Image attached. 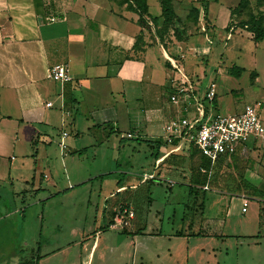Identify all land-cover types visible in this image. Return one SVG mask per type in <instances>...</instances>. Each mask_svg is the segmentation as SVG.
<instances>
[{"label": "crops", "instance_id": "obj_1", "mask_svg": "<svg viewBox=\"0 0 264 264\" xmlns=\"http://www.w3.org/2000/svg\"><path fill=\"white\" fill-rule=\"evenodd\" d=\"M171 3L174 11L176 3L183 7L199 6L196 1ZM146 5L147 13L142 14L140 22L141 14L129 0H0V247H7L14 240L18 245L32 241L36 245L34 256L39 254L38 263L55 254L64 260L70 254V244L39 253L45 236L43 211L51 208L56 198L72 194V190H62L71 185L66 177L65 183L58 186L51 164L46 161L45 144L52 142L50 137L63 156L66 152L82 153L87 146L109 140L116 141L118 146L125 140L150 147L155 144L151 152L152 168L144 170L142 176L143 173H149L150 178L160 174L179 176V168L185 162L173 156L182 153L184 147L175 137H169L166 126L185 112L169 99L171 77L176 74L166 57L185 63L188 54L196 58L208 56L217 42L211 32L202 29L194 32L189 29L179 37L173 31L159 32L163 21L159 1L146 0ZM51 17L54 19L50 20ZM59 62L68 63L69 81L49 78V68ZM189 66V63L184 66L187 71ZM224 69L220 72L217 69L209 81L213 83L216 99L221 81L226 91L225 81L231 78ZM258 77L256 70L254 83ZM47 102L51 105H46ZM60 142L65 144L64 149ZM261 142L246 151L248 155L253 152L258 155V169L264 164V142ZM162 166L168 168L165 171L177 170L161 172ZM108 172L89 174L81 181ZM251 174L247 169L243 177L247 189L251 182L264 183V172L258 170L255 177ZM142 176L141 183L150 179L142 181ZM42 183L53 189L43 188ZM125 188L124 184L116 186L115 191L100 190L103 193L100 216L106 228L120 223L117 210L122 206L120 193ZM132 188L136 189V185ZM39 194H43L39 197L40 222L29 238L25 222L9 225L5 220L18 213L24 216L21 202L25 196ZM263 201L257 204L261 220H264ZM126 207L133 215L125 217L123 225L131 224L135 216L133 207ZM122 230L133 234L139 233L140 227ZM179 231L181 235L190 234L183 228ZM95 233L90 249L80 259L81 264H90L100 231ZM137 236L134 234L132 238ZM1 254L16 256L17 252L0 248ZM19 255V262L27 259L22 257L23 253Z\"/></svg>", "mask_w": 264, "mask_h": 264}, {"label": "rangeland", "instance_id": "obj_2", "mask_svg": "<svg viewBox=\"0 0 264 264\" xmlns=\"http://www.w3.org/2000/svg\"><path fill=\"white\" fill-rule=\"evenodd\" d=\"M172 1H196L199 6L174 4L177 18L167 26L172 24L179 34H186L189 29L207 30L217 42L208 56L196 58L188 54V60L183 63L186 73L202 90L215 77L217 69L220 72L225 68L231 78L225 81L226 91L223 81L218 86V110L234 113L245 104L260 101L259 114L264 121V39L254 41L253 32L249 31L253 19L264 28V0ZM187 61L189 71L184 67ZM256 70L259 77L254 83ZM50 139L52 142L45 144V156L51 164L53 179L62 186L66 177L71 185L62 190H72V194L56 198L52 207L43 211L45 236L39 253L70 244V254L64 260L55 254L38 264H81L80 259L90 249L96 230L100 231L99 242L92 251L90 264H264V220L262 215L258 216L257 206L264 200V183L251 182L247 189L243 178L247 169L253 172V177L258 170L264 172V164L258 169L255 152L223 160L213 167L208 178L200 170L204 166L199 151L185 144L183 152L173 156L185 162L179 168V176L160 174L141 183L142 172L152 168L151 152L155 144L150 147L125 140L118 146L116 141L109 140L87 146L82 153L66 152L63 156L53 138ZM165 169L168 168L162 166L160 171ZM96 172L108 173L81 181ZM120 178L126 186L120 193L122 206L131 205L135 216L131 224L118 223L109 229L100 216L103 209L100 190L115 191ZM207 180L209 189L203 190ZM133 184L136 189L132 188ZM41 186L53 189L45 183ZM42 195H26L21 202L24 216L18 213L5 221L9 225L25 222L31 238L39 226ZM240 196L249 201L247 212H240L241 199H237ZM122 227L132 230L140 227V232L132 234ZM182 228L190 234H179ZM134 234L138 236L132 238ZM27 242L18 245L14 240L11 245L0 247L17 252L16 256L1 254L0 264H18L20 253L24 258L35 257V243Z\"/></svg>", "mask_w": 264, "mask_h": 264}, {"label": "built area", "instance_id": "obj_3", "mask_svg": "<svg viewBox=\"0 0 264 264\" xmlns=\"http://www.w3.org/2000/svg\"><path fill=\"white\" fill-rule=\"evenodd\" d=\"M54 18H50L53 20ZM170 67L176 74L171 77V93L169 99L185 112L173 118L166 126L169 137H175L179 144L194 146L209 161L208 168H200L201 172L211 176L212 167L220 159H230L234 155H243L249 148L264 139V121L259 114L260 102L245 104L234 113H221L217 104H213L216 93L213 83L204 89L195 84L191 76L183 68V62L177 58L166 57ZM50 79L59 82L69 81L70 71L67 62L53 64L48 70ZM46 105H51L47 102ZM61 149L65 144L60 142ZM151 176L143 173L142 181ZM202 189H209L208 180ZM247 200L241 197V212L247 210ZM130 208L121 206L117 217L121 224L123 217H132Z\"/></svg>", "mask_w": 264, "mask_h": 264}, {"label": "trees", "instance_id": "obj_4", "mask_svg": "<svg viewBox=\"0 0 264 264\" xmlns=\"http://www.w3.org/2000/svg\"><path fill=\"white\" fill-rule=\"evenodd\" d=\"M129 1H133L135 3L136 9H138L139 12H140V14H141V16L139 18V21L140 22H143L142 21V14L143 13L144 14L147 13L146 0H129ZM158 1H159V4H160V7H161V13H162V17H163L162 26L159 29V32H162V31L167 32L168 29H171L173 31V33L176 36L179 37L180 34L177 32V30H175L172 27V24H169V26H167L168 23H172L173 20L175 18H177V15H176V13H175V11L173 9L172 3H171L172 0H158ZM195 12H196V10H195ZM250 28L251 29L249 31H252L253 32L252 39L254 41H260V40H263L264 39V28H261V27H259L257 25V19H253V22H252ZM213 104L214 105L217 104L216 96L213 99ZM153 153L155 154L154 155L155 158H157V154H158L157 153V149H155ZM201 157L203 158L202 165L204 166V168H208L209 167V161H208V159H206L202 155H201ZM220 161H223V159H220L218 162H220ZM215 165L213 167H215ZM213 167H212V169H213ZM211 174H212V172H211ZM123 185H124V183L122 182V180H118L117 181V186L118 187L123 186ZM195 234L198 235V234H202V233H195ZM195 234H193V235H195ZM38 260H39V254H37L35 257L32 256L30 258L24 259V260L20 261L18 264H37L38 263Z\"/></svg>", "mask_w": 264, "mask_h": 264}]
</instances>
